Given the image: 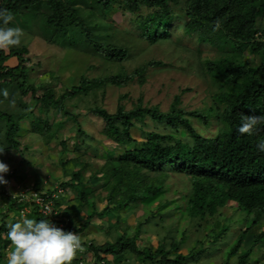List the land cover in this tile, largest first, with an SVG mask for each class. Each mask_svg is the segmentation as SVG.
I'll return each instance as SVG.
<instances>
[{"label":"trees","instance_id":"obj_1","mask_svg":"<svg viewBox=\"0 0 264 264\" xmlns=\"http://www.w3.org/2000/svg\"><path fill=\"white\" fill-rule=\"evenodd\" d=\"M0 9L12 19L22 16L23 25L31 24L29 30L37 29L47 42L99 56L116 66L109 75L82 74L72 86L59 81L51 70L50 79L37 86L29 83L33 67L27 64V45L9 46V51L0 48V90L7 91L4 97L11 104L10 109H0V158L20 147L21 120L28 119L46 143L57 138L68 122L74 126L60 141L61 164L73 166L70 178L54 189L40 188L55 200L53 211L44 213L38 203L21 200L20 195L7 196L5 183H0L5 197L0 202V264H6V253L12 249L5 224L21 216L50 219L57 226L67 221L63 229L76 231L83 247L71 264H100L109 254L116 264H130V255L132 264H201L210 247L224 242L229 232L235 233L233 228L239 232L224 245L222 263L264 264V152L256 147L264 139V121L251 136L236 131L241 115H264V0H0ZM123 20L134 29L130 33L152 44L171 40L181 44V38L173 39L177 29L196 40L198 46L192 50L209 81V100L207 106L188 108L181 105V94H176L169 109L163 110L161 104H147L143 95L132 98L127 92L119 95L116 111L110 112L95 99L86 111L103 120L100 130L113 142L101 156L92 142L95 137L83 127L81 117L87 114L75 112L76 103L68 104V100L96 96L98 90L105 95L110 85H144L150 69L164 65L161 59H150L129 70L125 62L132 57L130 48L115 36ZM202 44L212 48L214 56L203 57ZM13 56L17 64H7ZM190 90L186 87L181 92ZM59 113L64 117L58 118ZM192 118L206 128L216 125L215 134L197 131ZM148 119L165 129L147 128ZM138 130L139 137L135 136ZM68 139L75 140L72 148ZM171 174L187 177L190 188L173 189L171 195V185L165 182ZM94 182L102 183L101 191H87ZM60 189L69 197L56 198L53 193ZM230 201L241 213L235 216L231 211L222 219ZM138 204L147 213L136 217L131 235L119 229L114 240H89V225L106 219L107 233L112 234ZM26 207L30 210L25 212ZM77 209L86 215L79 223ZM237 220L239 227L234 224ZM146 224L158 233L157 246L144 240ZM192 234L196 237L189 243ZM85 254L93 255L94 262L87 261Z\"/></svg>","mask_w":264,"mask_h":264},{"label":"rangeland","instance_id":"obj_2","mask_svg":"<svg viewBox=\"0 0 264 264\" xmlns=\"http://www.w3.org/2000/svg\"><path fill=\"white\" fill-rule=\"evenodd\" d=\"M21 17L18 19H11L12 22L5 27L15 26L22 30L20 44H25L29 48V53L26 55L28 57L27 64L33 67L29 73V83L39 86L42 82L50 79L51 70L57 73L59 81H63L68 86L78 83L82 74H85L89 78H93L109 75L115 70L116 66L111 67L106 60L99 56H87L86 54L72 48L70 49L67 46L63 47L55 43L47 42L37 29L29 30L32 27L31 24L23 25ZM130 26V22L123 20L120 29L115 33L117 39L120 42H123V44L128 45L130 48L132 57L125 62L129 70H132V68L150 59H161L163 60L164 65L161 67H152L148 73V81L144 85L136 82L129 83L125 86L110 85L105 90V95L98 90L96 96L84 95L81 99L73 97L67 102L68 104L76 103L73 107L75 112L87 114L86 116L82 115L81 121L83 127L91 133L92 137H95L92 142L101 150L99 151L101 156L102 154L105 155L107 150L110 149L106 146L113 142L111 143L106 140L104 134L100 130L104 125L103 120L86 111V109L93 106L95 99L110 112L116 111L119 95L127 92L130 93L132 98L143 95L145 103H159L163 110L169 109L176 94H181L182 106L198 108L208 105L209 99L206 97V90L209 88V81L199 70V67L197 66L198 58L192 50L198 46L197 41L183 35L182 30L177 29L173 32V39L181 38V44H176L175 41L172 40L166 43L152 44L144 39H140L136 34L130 33L134 30ZM4 48L6 51H9V46ZM201 48L203 57L214 56V50L208 45L202 44ZM251 56L252 55H250V57ZM17 62L18 58L13 56L9 58L7 64L15 65ZM92 66H94V68ZM186 87H191L192 90L182 94L181 90ZM42 91L43 89H40L39 93ZM28 97L30 98L29 103L32 102V95H29ZM7 99L8 98L4 97L3 94H0V109H10L11 104L7 102ZM127 105L129 107L131 106V100L127 101ZM57 116L58 118L64 117L62 116V113H59ZM190 120L197 131L204 134H215L216 125H213L211 128H206L205 124L197 121V118H192ZM147 122H149V125L146 126L147 128L157 127L162 130L165 129L163 124L157 125L149 119ZM20 124L22 128L21 133L18 135L21 142L20 147L11 149L9 154H7V158H0V160L9 165L8 172L10 175L4 176V178L7 177L5 186L7 190H5V193L7 196L10 195L9 193L12 194L17 192L18 188L24 187L25 189V186L34 185L46 190L54 189L61 180L69 179L73 166L71 163H68L66 167L61 164L60 160L64 159V150L60 141L67 138L72 133V127H74L73 123L68 122L66 126L58 132V137L51 138L47 143L39 132L32 130V125L28 119L21 120ZM140 135V130L135 132V136L139 137ZM74 141V139H68V145L71 148L74 146ZM99 162H102V160ZM88 176L89 172H86L85 179L88 178ZM95 182H97V180ZM95 182L93 186L87 187V191H90L92 188L101 191L102 183ZM165 182L171 185V195L173 189L187 190L191 186V180L187 177L174 174L168 176ZM102 194H104V191H102ZM61 195H63V193ZM62 197L68 198L69 194L64 193ZM71 197H74V194ZM4 198L5 197L0 193V202H2ZM74 202L75 200L71 203ZM102 204L104 203L102 198H100L98 200V207L101 208L103 206ZM228 206V208H225V215L222 216V219L227 218L231 211H235V216L241 213V210L237 209L238 207L236 203L230 201ZM66 207L67 209L74 208V206L69 205H66ZM29 209V207L26 208L25 212ZM127 213L129 214V218L125 221L122 220V225L120 227H115L112 230V234L107 233L110 227L106 219H102L98 222L95 221L89 225L87 228L89 240L95 238L99 243H104L107 239L114 240L117 233H120L118 232L119 229L123 231L127 229V232L131 235L136 226V217L141 216L143 213L146 214L147 209L142 204H138L132 207L131 210L129 209ZM12 214L13 211L11 212V216H13ZM85 216L84 212L79 211V209L75 210V220L77 223L83 220ZM11 219L12 218L10 217V220ZM234 224L235 227L240 226L238 220ZM151 225L146 224L143 231V237L148 243L157 246L159 237L158 235H155L156 231L152 230L153 228ZM162 230L161 232H163ZM232 232L235 233L229 232L225 237L224 242H219L216 247H210L206 252V255L203 256L204 259H202L203 263L201 264H223L221 259L224 251L222 249L229 240L235 238L239 232L238 228H233ZM172 234L175 236L176 231L173 230ZM200 234L202 236L203 231H201ZM192 237L190 238L189 243H194L193 240L196 235L192 234ZM9 247H12L11 243ZM183 251L187 253V250ZM130 256L132 259L134 258L133 255ZM137 263L140 264V262ZM252 264L261 263L255 262Z\"/></svg>","mask_w":264,"mask_h":264},{"label":"clouds","instance_id":"obj_3","mask_svg":"<svg viewBox=\"0 0 264 264\" xmlns=\"http://www.w3.org/2000/svg\"><path fill=\"white\" fill-rule=\"evenodd\" d=\"M11 19L12 17L7 10L0 9V48L16 46L21 43L22 30L19 27L3 26L8 24ZM218 27L219 24H215L213 31ZM0 94L4 96L8 95L6 90H0ZM261 121H264V115H241L236 131L251 136ZM256 147L258 151L264 152V139L258 140ZM8 170L9 165L0 160V183H5V186L7 177L4 178V176L10 175ZM35 187L41 191H46L40 189L38 186ZM18 192L19 190L12 194L16 195ZM61 192L63 193V189L53 194H57L56 198H58L62 196ZM66 224L67 221H64L57 226L50 219H35L26 216H21L15 221L6 222L7 239L12 245L11 251L6 253V264H71L77 252L83 251V247L79 234L76 231L63 229ZM155 235L157 236L158 233ZM85 257L90 263L94 262L93 255L85 254ZM113 257L114 255L112 254L107 255L105 257L106 262L102 261L100 264H111V262L112 264H116L113 261ZM128 257V262L132 264V257Z\"/></svg>","mask_w":264,"mask_h":264},{"label":"built area","instance_id":"obj_4","mask_svg":"<svg viewBox=\"0 0 264 264\" xmlns=\"http://www.w3.org/2000/svg\"><path fill=\"white\" fill-rule=\"evenodd\" d=\"M19 192L16 195H20L21 200L31 201L34 200L38 203L42 211L44 213H50L54 210V199H52L49 193H43V191L39 190L35 186H25L18 188ZM55 197L58 196L57 194L54 195Z\"/></svg>","mask_w":264,"mask_h":264}]
</instances>
